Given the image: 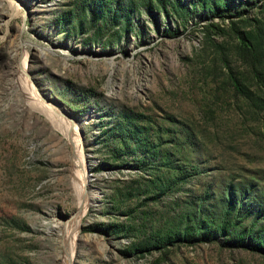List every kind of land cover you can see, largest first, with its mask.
Wrapping results in <instances>:
<instances>
[{"label":"rangeland","instance_id":"rangeland-1","mask_svg":"<svg viewBox=\"0 0 264 264\" xmlns=\"http://www.w3.org/2000/svg\"><path fill=\"white\" fill-rule=\"evenodd\" d=\"M81 1L0 0V264L61 263L64 225L79 205L77 150L64 134L73 123L93 198L71 264H264L262 248L224 246L221 235L151 248L165 221L183 228L196 206L201 218L217 223L227 210V187L237 194L248 188L246 210L228 214L236 223L232 235L242 239L248 227L264 244L257 218L264 216V83L257 85L240 62L232 31L264 36V0H232L228 11L200 0H163L165 11L140 7L123 36L114 28L103 43L75 24ZM176 4L187 11L173 10ZM208 24L221 31L211 33ZM24 59L27 83L61 112L57 126L27 94ZM229 73L246 97L234 91ZM126 111L160 126L164 148L186 170L177 190L144 198L149 160L137 170L132 155L112 159L108 137ZM126 191L132 196L124 200ZM114 202L132 213L122 214Z\"/></svg>","mask_w":264,"mask_h":264},{"label":"trees","instance_id":"trees-1","mask_svg":"<svg viewBox=\"0 0 264 264\" xmlns=\"http://www.w3.org/2000/svg\"><path fill=\"white\" fill-rule=\"evenodd\" d=\"M154 1L156 3L155 5L151 0H82L77 6V17L79 20H77L75 24L80 29L82 26L91 29V40L95 43H103L105 39L113 33L110 31L114 28L117 29L116 33L123 36L125 31L130 27L132 20L130 17L131 12H138L140 7L147 12H150L152 8L156 11H158V9L165 11L163 0ZM231 1L232 0H200L199 3H201L202 7H206L208 2L209 9L211 8L215 11H228V6ZM173 8H175L173 10L176 11L178 8H180L181 12L187 11L186 7L180 4H176ZM241 13V11L235 13L237 20H241L239 19ZM228 16L233 17V15ZM72 20L73 19H71V21ZM208 26L211 33L221 31V28H219L217 24H208ZM232 31L236 40L235 50L237 57L240 62L247 67L251 78L257 85L261 86L264 83V71L261 68V64L264 60L263 34H258V37L252 40L242 31L235 29H232ZM229 80L234 91L246 97L247 92L242 87L240 81L230 73ZM161 132L160 126L152 118L138 112L126 111L116 116L114 128L110 137H108L109 142L112 144V152L114 154L111 156L112 159L117 160L118 157L123 154L132 155L133 167L136 169L138 168V163L145 164L149 160L151 170L150 172H146L147 177H142L144 178L143 181L148 182V186L140 192L144 198L154 199L156 198V194L171 192L175 189L177 190L179 187L177 184L185 182L188 179L185 176L186 170L180 167L176 162H173L172 152L164 148ZM130 142L133 143V146H130ZM137 153H139L140 156H138ZM107 165V168L117 167L109 166L110 164ZM124 165L131 167V164L128 162ZM232 188L233 187L226 188L224 200L227 202V210L222 213L223 218L219 219L217 223L214 221V216H212L210 220L201 218L198 214L199 207L196 206V212L191 218H184L185 224L183 228L173 225L168 226V223H166L167 221H165V226L162 224L163 229L153 234L155 242L151 244V248H162L167 247V245L171 246L174 241L177 244H181L197 236H199V240L204 241V239H216L215 236L221 235V243L224 246L246 248L250 250L262 248L264 250V244H261L263 235L261 234L258 237L257 234V239L254 238L251 228L246 227L243 231L245 236L242 239L238 240L239 236L232 235L236 223L234 219L231 221L228 218V214H233V212L238 214L246 210L245 207H242L244 206L242 202L248 191V188H242L239 189L237 194L232 191ZM118 193L120 194L119 190L116 188L114 193L115 197H117ZM131 196L132 195L126 191L123 198L127 200V198ZM259 204H261V208L263 209L264 199H261ZM124 205L122 204V206H119L117 202H114L115 208L122 207L121 209L124 210L121 211V213L128 217L132 213V210L130 208L126 210L128 206L125 207ZM257 218L262 219L264 223V216L257 213ZM158 219L163 220V218L159 217L156 221H158ZM152 224L156 225L154 222ZM157 224H159V221ZM141 227H146V224ZM130 231L132 230L130 229ZM245 238L247 242L243 243ZM254 243L257 245L255 246Z\"/></svg>","mask_w":264,"mask_h":264},{"label":"bare ground","instance_id":"bare-ground-1","mask_svg":"<svg viewBox=\"0 0 264 264\" xmlns=\"http://www.w3.org/2000/svg\"><path fill=\"white\" fill-rule=\"evenodd\" d=\"M24 63H25V59L23 60V63L20 65L19 71H20V76L22 77L21 81L25 82L27 94H30L33 96V99H35L37 101V103H39V104H36V103L35 104L38 106L41 105L42 111H44L45 114H47L50 117L54 126H57V122L55 120L56 119L55 117L57 115L60 116L61 112L59 111L58 108L53 107L54 105L51 102H49V103L44 102V100L41 97H39V95L36 93L34 88L27 83L28 81H26V74H25V67H24V65L26 66V64H24ZM62 131H63V129H62ZM64 134L71 141H73L75 144L77 153H76V156L74 157L73 172H74L75 176H77V175L79 176V178H78L79 183L76 184V187H77L78 192H79L78 193V200H79L78 210H77V213L75 214V216L72 219H70L69 221H67V223L64 225V229L66 230V232L69 233V237H67V239L65 241L64 251L60 254V262L61 263H59V264H71L78 225H79L80 219L84 215L88 205H90L91 199L93 197L91 198L92 193L86 187L88 174L86 171V166L84 164L83 155L80 152V145H79L80 139L78 138V131L76 128V124L73 123V125H71L70 129L68 128L67 130H65Z\"/></svg>","mask_w":264,"mask_h":264}]
</instances>
